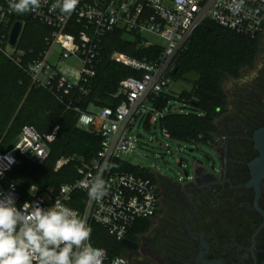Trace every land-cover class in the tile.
Segmentation results:
<instances>
[{
    "label": "built area",
    "instance_id": "obj_1",
    "mask_svg": "<svg viewBox=\"0 0 264 264\" xmlns=\"http://www.w3.org/2000/svg\"><path fill=\"white\" fill-rule=\"evenodd\" d=\"M54 2L42 0L37 12L25 14L11 12L9 0L1 2L0 52L28 75L34 88L51 94L66 111H74L78 129L89 131L98 123L100 148L93 159L80 162L77 167L79 178L75 182L64 184L58 190L47 188L41 191L30 187L27 198L23 200L16 186L6 183L7 174L23 161L42 165L59 130L56 126L50 132L40 134L33 127L24 126L13 146L5 152L0 151V191L11 193L16 206H23L26 213H30L37 202L48 207L55 200H60L76 210L90 228L97 224L121 242L128 239L138 222L150 221L159 207L155 182L116 168L119 155L134 147L129 135L133 126L147 115H154L158 120L169 111L182 112L171 106L158 112L153 104L169 95L174 58L204 21L255 39L264 32V0H79L71 15H63L59 10L50 11ZM21 17H28L51 29L46 49L26 63L23 54L15 53L17 47L9 45L13 24L20 22L23 28V21L16 20ZM116 30L124 32L125 37H131L130 40L137 42L139 48L158 49V55L151 61L113 52L110 60L136 71L138 77H127L119 82L115 97H119L121 102L116 108L83 111L77 107L71 92L77 89V93L83 96L89 93L102 39ZM54 47L59 51L55 63H51ZM71 58L80 65L76 72L64 64ZM161 132L170 141L169 134L165 130ZM70 160L59 159L55 171ZM108 165L111 167L102 172L108 194L101 200L91 199L88 195L89 180L101 171L102 166ZM10 186H14V190ZM76 193L86 195L81 210L71 206ZM99 250L101 264H114L116 260L129 264L124 257H110L104 250Z\"/></svg>",
    "mask_w": 264,
    "mask_h": 264
},
{
    "label": "trees",
    "instance_id": "obj_2",
    "mask_svg": "<svg viewBox=\"0 0 264 264\" xmlns=\"http://www.w3.org/2000/svg\"><path fill=\"white\" fill-rule=\"evenodd\" d=\"M3 1L0 0V3ZM16 20L24 23L17 49L23 52V61L26 63L36 59L46 49V39L51 29L28 17ZM261 34L255 39H249L211 21H204L192 34L174 58V72L171 74L172 81L194 76L191 90L177 97L166 95L153 104L158 112L168 108L171 101L182 104V112L169 111L155 122L169 134L171 142L182 145L215 144L220 136L218 120L227 113L228 106V96L223 86L230 80H238L243 70L253 67L260 54L258 39ZM113 52L151 61L158 55V49L139 48L137 42L126 38L121 30L106 35L101 42L89 93L83 96L77 93V89L71 92L81 110L116 108L121 102L119 97H115L119 82L127 77H138L136 71L111 61ZM151 117L147 115L144 123L148 124ZM24 126L33 127L40 134L50 132L56 126L59 130L50 145L49 156L42 165L23 161L7 174L6 183L14 184L23 200L27 198L30 187L41 191L47 188L58 190L64 184L75 182L79 178L77 167L80 162L93 159L100 148L98 123L89 131L78 129L74 111H66L51 94L34 88L28 75L0 52L1 152L11 147ZM59 159L71 160L55 171ZM116 168L156 182L155 172L126 164L119 159ZM85 200V194L76 193L71 206L81 210ZM150 225L151 220L138 222L128 239L134 240L136 235L144 233ZM90 243L104 250L110 257H126L127 248L97 224L91 225Z\"/></svg>",
    "mask_w": 264,
    "mask_h": 264
},
{
    "label": "flooded vegetation",
    "instance_id": "obj_3",
    "mask_svg": "<svg viewBox=\"0 0 264 264\" xmlns=\"http://www.w3.org/2000/svg\"><path fill=\"white\" fill-rule=\"evenodd\" d=\"M231 95L232 110L218 121L222 143L207 145L208 167L194 161L189 177L179 159L184 183L156 172L159 207L130 240L137 248H127L129 264H264V147L255 145L264 74Z\"/></svg>",
    "mask_w": 264,
    "mask_h": 264
},
{
    "label": "clouds",
    "instance_id": "obj_4",
    "mask_svg": "<svg viewBox=\"0 0 264 264\" xmlns=\"http://www.w3.org/2000/svg\"><path fill=\"white\" fill-rule=\"evenodd\" d=\"M79 0H55L50 11L71 15ZM42 0H9L16 14L37 12ZM89 180L88 195L101 200L108 194L102 172ZM2 175V173H0ZM14 190V186H10ZM27 204V203H25ZM91 228L80 214L60 200L48 207L37 202L30 213L17 207L11 193L0 191V264H101V252L90 243ZM114 264H126L116 260Z\"/></svg>",
    "mask_w": 264,
    "mask_h": 264
},
{
    "label": "rangeland",
    "instance_id": "obj_5",
    "mask_svg": "<svg viewBox=\"0 0 264 264\" xmlns=\"http://www.w3.org/2000/svg\"><path fill=\"white\" fill-rule=\"evenodd\" d=\"M126 38L131 39V37L129 36H126ZM258 42L260 43V54L257 57V60L254 63L253 67L251 69L243 70L238 80H230L223 86V90L228 96L227 113H230V111L232 110V106L230 103L234 101V98L231 94L246 89L248 86L253 84L254 81H256L258 76L264 74V32H262L261 36L258 39ZM58 51V47L53 48L50 57L51 63H55ZM15 53L23 54V52H21L17 48L15 50ZM64 64L66 65V67H69V69H72L75 72L80 69L79 63H77L72 58L66 60ZM194 79V76H188L185 80H173L168 88L169 95L175 97L180 93L189 92L192 88V81ZM257 98L261 103H264V95H259ZM169 106H171L172 108L181 109L182 104L177 101H171L168 107ZM227 113L223 114L219 118V120L223 119L227 115ZM144 120L145 119L140 118L133 126L129 135L134 142V147L129 149L126 153L119 155L118 159L120 161L147 171L161 173L168 178L184 183L187 181V178L184 177L181 173V170L178 169L177 162L179 159H183L187 162L185 168L188 167L189 177H191L194 161L202 162L203 167L207 168L208 162L206 161L204 155L206 154L207 156L214 158V154L208 146L192 144L182 145L173 143L165 139L162 135V130L160 129L159 123H155L156 117L154 115L151 117L148 124H145ZM18 136L15 142L17 141ZM222 136L223 135H220L215 140V144H217L218 142L222 143ZM13 144L11 145V147L13 146Z\"/></svg>",
    "mask_w": 264,
    "mask_h": 264
},
{
    "label": "water",
    "instance_id": "obj_6",
    "mask_svg": "<svg viewBox=\"0 0 264 264\" xmlns=\"http://www.w3.org/2000/svg\"><path fill=\"white\" fill-rule=\"evenodd\" d=\"M21 30H22V24L20 22H15L13 24V27H12L10 34H9V45L11 47H16L17 42L19 40ZM256 135H258L259 137L255 138L256 139L255 145L260 146V147H264V130H260L259 132L256 133ZM180 165L181 164L179 163V166ZM121 244L123 246H125L126 248H129V249H136L137 248V245L128 239L122 240Z\"/></svg>",
    "mask_w": 264,
    "mask_h": 264
}]
</instances>
